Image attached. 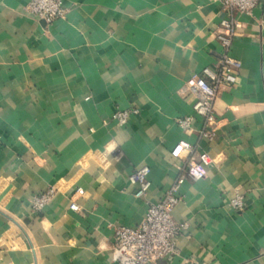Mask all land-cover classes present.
<instances>
[{"label": "crops", "instance_id": "crops-1", "mask_svg": "<svg viewBox=\"0 0 264 264\" xmlns=\"http://www.w3.org/2000/svg\"><path fill=\"white\" fill-rule=\"evenodd\" d=\"M30 1L0 0V264H113L114 227H138L182 174L181 140L212 163L181 186L173 218L187 229L157 264H264V0L239 16L230 54L242 68L214 102L212 141L200 117L189 132L177 120L196 100L186 82L224 52L217 0H64L51 25ZM130 109L119 126L113 114ZM143 166L138 199L129 177Z\"/></svg>", "mask_w": 264, "mask_h": 264}, {"label": "built area", "instance_id": "built-area-1", "mask_svg": "<svg viewBox=\"0 0 264 264\" xmlns=\"http://www.w3.org/2000/svg\"><path fill=\"white\" fill-rule=\"evenodd\" d=\"M221 8L229 14L222 20L216 32V39L224 49L214 68L207 67L202 75H193L185 84L184 90L195 93L196 100L192 106V114L177 120L178 127L183 132L192 130L195 117H200L203 126L199 131L200 140L212 141L218 131V119L214 102L223 87H230L236 82L242 63L230 54L232 43L236 35L243 29V22L239 16H252L261 0H217ZM28 14L43 21L46 25L53 24L62 18L67 10L64 0H31L26 6ZM138 110H117L112 118L119 126L127 125L129 118L137 114ZM179 148L186 150L188 159L182 168V174L166 191L164 197L155 203H149L144 220L136 228L126 226L114 227V243L111 248L113 264H157L159 260L172 259L178 253L177 242L184 236L187 224H181L173 218V212L180 202L178 196L183 183L205 179L207 168L212 160L207 153H199L196 144L181 140ZM149 172L147 166L134 170L129 182L136 187L135 197L145 198L149 188ZM83 190H77L75 196H82ZM56 195L51 188L45 193L36 196L32 201L35 211H41ZM229 205L235 210L245 208L244 196L237 194ZM70 210L79 212L76 200H72Z\"/></svg>", "mask_w": 264, "mask_h": 264}]
</instances>
